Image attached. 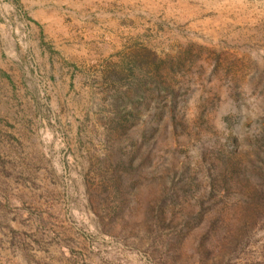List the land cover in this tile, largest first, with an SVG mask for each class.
<instances>
[{
  "label": "rangeland",
  "instance_id": "rangeland-1",
  "mask_svg": "<svg viewBox=\"0 0 264 264\" xmlns=\"http://www.w3.org/2000/svg\"><path fill=\"white\" fill-rule=\"evenodd\" d=\"M0 264H264V0H0Z\"/></svg>",
  "mask_w": 264,
  "mask_h": 264
}]
</instances>
